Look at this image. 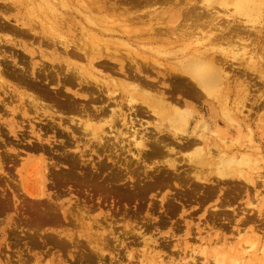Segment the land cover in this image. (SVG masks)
<instances>
[{
    "label": "rangeland",
    "instance_id": "obj_1",
    "mask_svg": "<svg viewBox=\"0 0 264 264\" xmlns=\"http://www.w3.org/2000/svg\"><path fill=\"white\" fill-rule=\"evenodd\" d=\"M64 1L65 0H0V163L2 162L0 164V190H3V192L5 193V200H1L3 203L0 206V264H264V138H262L261 136V133H263L262 131H264V79L262 80V77L264 78V55L262 56V58H260L264 53V50L262 48L264 44V0H215V4L213 5L212 2V5H210L212 6V10L211 8H209L210 6L208 7L209 11H218V13L216 14L220 17L218 22L222 21V23H225V25H227V28L223 31L224 33L230 28L225 34H222L223 32L221 33L220 39L222 41L219 40V38L217 39L222 43L217 42V40H213V42L215 43L213 44L215 46L214 49L216 50V52L225 49L226 45L228 44V48L226 49L229 55L230 52L236 53L234 56L235 59H233L232 61L229 60V62L232 63V66L228 67L226 70L229 77L227 80H229V82L226 81L225 84L226 86H229H227V89L224 92L226 97H228V100L226 101L227 103H224V105L228 108V110H233L235 115L240 117V119H246L245 121L250 123L254 131V141L251 143L249 142L248 132L242 125L240 127V130L238 131L230 127L228 130L231 131H229L228 134H225V132L223 131L226 130V126L222 121H218V124L216 125L217 127H215L213 123L204 124V122L202 124V117L205 121H209L210 117L212 116L216 117L214 112L215 110L211 109L210 104H208L211 100L204 96L196 99L189 95L188 92L183 89L182 85L177 82L178 80H175L174 75L176 74H174L172 72V69L168 66L169 63L173 64L174 66H179V62L177 61L183 59V56H186L191 52L188 49L187 51L184 50V53L182 51L180 53L179 51H177V49L178 46H183L186 42L192 41V35L194 34V31L201 36V34L205 33L207 31L206 29L209 28L206 24L207 22H210L208 23L209 26L211 24L214 25L213 23H217V19H215L216 22L213 23L211 21L214 19H209L208 21H206L208 19L207 17H209V15H207V8L198 6L199 3L200 5H202V3L206 4L204 3V0H187L188 2L186 0H157L156 2H154L156 5L154 3H151V5L154 4L153 6L149 5L150 3H146L144 0H110V2L109 0H96V4L95 0ZM196 2H198V4ZM110 3L112 5L114 4V6H112ZM192 3L194 6L191 5ZM104 4H107L108 6ZM145 5H147V8L145 7ZM240 5L244 6V8L246 9V14L240 13L242 12V10H239V12H237V6ZM90 6L91 9H89ZM111 6L112 9H110ZM123 6L125 10L124 8H121ZM182 6H184L186 10L184 7L183 9ZM97 7L99 10L97 9ZM141 7H145L143 8L144 10H142ZM84 8H86V10ZM165 8L166 10H163ZM178 8L180 10L179 16H177V11H179ZM87 9H89L90 11L92 10V13ZM94 9H96L98 12L94 11ZM146 9H148V11H152L149 12L151 13L150 16ZM198 9L202 10L201 12L203 13L196 19V17L193 15L195 11H198ZM204 9H206V11ZM157 10H159L160 13H158ZM181 10L186 12H183ZM153 12L157 13V17L159 15L160 17H164L165 20L162 18L164 20H162L164 22L163 24L160 20L161 18L159 17L158 19L161 22H159V20L155 21V23H161V25H163L164 27L160 26V24H155L153 21L151 23V20H153L154 18L157 19V17H154L156 15ZM147 13L148 16L146 15ZM92 14H94L95 16ZM161 14H163L164 16H161ZM165 14H167L166 18ZM191 15L196 20L191 18ZM129 16L131 17L130 20H128L130 18ZM230 16L235 17V21L230 20ZM200 17H205L204 19L206 20ZM137 18L139 19L138 21L135 20ZM146 18L151 19L148 21ZM186 18L190 22H188ZM190 18L193 19V22H191ZM144 21H146V23L149 22L148 26L146 23H143ZM177 21L179 23L181 21L182 22L179 24ZM202 21L204 22V24H202ZM240 21L242 22V24ZM134 22H136V24ZM186 22H188L189 25L188 23L186 24ZM220 22L217 24H222ZM234 22H236V25L233 24ZM237 22L240 24H238ZM124 23H128L127 25L129 26L125 25ZM166 23L167 25H172V28H170V26H165ZM196 23H198V27L200 28L195 26ZM243 23H247L246 25L248 29H246V25H244ZM130 24L134 26L131 27L132 25L130 26ZM137 24L139 25L137 26ZM178 24L182 27H179ZM109 26L113 28H110ZM115 26H119L117 30H115ZM154 26L156 27L152 28ZM204 26H207V28L203 30L205 32L201 31ZM238 26L242 28H239ZM184 27L186 29V32L183 29ZM196 27L198 29H196ZM104 28H107V30H104ZM120 28L122 30L121 33L123 32V34L126 35L119 33ZM210 28H212V26H210ZM154 29L155 32L157 31L156 33L152 32V30ZM189 29H191V31ZM195 29L197 31L201 29L199 30L201 32H197ZM26 30H28V32ZM127 30L130 31L128 32ZM104 31H109V34ZM138 31L139 33H136ZM189 31L193 32L190 33ZM250 31L253 32L249 33ZM134 32L135 35H133ZM150 32L152 33L150 34ZM167 32H169V34ZM235 32L237 35L239 33L241 35L239 34L238 36H235ZM165 33L167 34V36ZM53 34H55V36ZM198 34L195 35L198 36ZM245 34L248 37L251 34V36L249 37L251 39H247L248 37L245 36ZM148 35H154L155 37L149 38ZM51 36L54 40L57 41L63 39L62 41H67L70 44L74 43L77 46L80 45V48L83 46L82 49H84L85 54L82 55L83 53L81 52L80 54L79 51H74V53L72 51H68L65 52L67 53L65 54L60 51L62 49L59 47H57V49L54 51L52 48H49L48 46L50 45H47V43L45 42L46 39H50ZM144 36H146V39ZM228 36L230 37L226 39V37ZM240 36L241 38H239ZM244 36L245 38H243ZM137 37L142 38L138 39ZM230 38H235L233 39L235 41H232V44L233 42H236V39L239 43V40H245L240 44L238 43L236 46V43L231 46L230 41L229 43L227 41ZM248 40L250 42H247ZM174 41L177 42L175 43ZM179 41L180 44H178ZM201 41L202 39H200V42ZM150 42H152V44ZM205 42L208 41H206V39H203V43ZM243 42L245 43L244 46H246V48H244ZM80 43H82L83 45ZM162 43L165 45H172L173 43L175 44L168 47L165 46V48H163L164 45L162 46ZM74 44H72V46ZM223 44L225 47H223ZM149 45L152 46L149 47ZM157 45L161 46L157 47ZM247 45L250 46L247 47ZM86 46L87 48H85ZM93 46L94 48H92ZM123 46H127L130 51L127 49V47ZM129 46H131V48H129ZM161 47L162 49H160ZM231 47H235V49H232ZM89 48L91 50H97L99 48V51H90ZM133 49L136 51H134ZM85 50H87L88 52ZM152 50H156L155 52H158L159 55ZM168 50L170 52H168L167 55L166 51ZM113 51H115L116 54H114ZM137 51L139 53H136ZM172 51L174 53L178 52L176 53L177 55L172 54ZM49 52H53V55L55 57L59 56L61 58L58 57L59 59L51 63L46 57L50 56ZM141 52L142 54L146 53L145 58L147 56V66H152L155 70L153 68H148L146 70L144 69L142 73H145L143 74V76H140V78L143 79L145 75L154 78V85L152 86L153 89L163 90V92L169 94V100L171 98H175V96L177 95H179V97L183 96V98H186L184 100L186 106L187 104H189L191 105V107H193V109L197 108L198 111L194 110L196 113L193 112V116L190 119L189 125L187 126L185 124L188 135L197 130L196 133H194V136H197V134L203 132L204 129L205 131H207L206 135L208 134L211 139L215 138L218 142V136L216 135H221V137H223V140H225V144H227L229 140H236V144L241 146H236L235 148L232 147L233 150H240L242 152L247 151L257 154L251 157V161L248 164L243 165L244 171L246 173L257 176L259 178V182L255 185L256 187H252L246 184L247 188H245L246 185L242 180L241 182L239 180L220 182L213 174L210 175V178L212 181L217 183L216 185L201 184L193 180V176L191 177V175L193 174L194 170L192 171V168H190L188 163L182 159V157H184L185 151H190V149L185 148V151L184 149H181L179 152H176V154H169V152L165 150L166 147H170L171 145L174 148L179 149L178 147H175L174 144L170 143L169 138L166 140L168 141V143L166 144L167 146H163V151H160L159 148L156 149V145L152 144L154 143L152 142L147 143V148L145 149V151L142 150L141 153H137L138 151L132 146V142H130L129 137L127 138L126 136H123L122 142H117L113 137L110 136L108 137V139H110L109 142H111L112 144L110 143L108 145L109 148L107 147L103 151L104 148L102 149L103 146L101 145V143L99 144L98 142H96L97 140L91 139L89 137V133L83 134L84 132H81V128L80 130H78L79 125L77 126L69 124L70 122L67 119L69 117L67 115L70 112H63V114L59 113L63 116V122H60L59 116L55 114L50 108L47 107L48 109L46 111L48 113L50 112L51 114L53 113L52 117L47 116V114V117L45 115V117H42L41 113L40 115L35 113L31 105L29 104L30 98L32 99V97L30 96L39 97L41 95L42 98L39 97L37 101L40 104H44L47 106L51 102L49 100L50 97L54 100L56 99L55 101H61V97H66V99L68 100L67 97H70L71 99H74V101L72 100L74 103L77 102L79 104H88L87 101L80 99L77 96H72L71 94L75 89H78L79 84L64 83L62 80V75H64L63 73L65 72V67L70 69L71 71H76V69L80 70L84 66L82 68L83 72H85V70L87 69L89 71H94L95 74H93L97 75V77L100 78V82L101 79L106 81V83L104 84L106 85V89L108 92H113L116 90L120 91V93H124L120 94L119 97L118 95L114 96V99L119 100L120 104L118 105V107L125 111V113H128L129 111L126 109L127 106L124 104V102L126 103L124 99L127 100L128 93L124 92L123 90L126 91L127 89L124 88H129L125 84H130V82H135L136 80L134 81L132 77L124 78V75L122 76V73L119 72L120 63L111 62L110 58L107 57V55H115L117 59L121 60L123 63L122 69L128 73V68H134V62H136V64L138 63L140 68H142L141 63L146 62H144L145 59H142L143 61H141V58L144 57V54L140 55ZM124 53H127V55H125ZM133 53L135 55H133ZM63 54H65L68 58L70 57L68 61L64 60L65 55L63 56ZM87 54H90V58H93L94 56H96L97 58L94 61L90 62V58L88 59ZM163 54H165L166 56L164 55L163 57ZM217 54L218 53H216V55ZM129 55L133 56L134 58L130 57ZM137 55H140V58L136 57ZM172 55L174 57H172ZM83 56L85 58H83ZM102 57L105 58L103 59ZM150 57L152 58L150 59ZM106 58L107 60H109L108 62ZM153 58H155L153 60L154 63H152ZM172 59L175 60L173 61ZM128 61L129 64H127ZM158 61L162 62L165 67H162L163 65ZM103 62H107V64L110 65V69L103 67ZM252 62H255L256 66L253 65ZM76 63L78 65H75ZM90 63L97 68H103V72L95 71V67H92ZM73 65H75L76 68ZM244 65L246 66V68L243 67ZM247 65L249 66V68L251 67L252 70L254 69L253 73H251V68L248 70ZM156 66L160 68H157ZM116 67L117 69H115ZM161 67L163 69L165 68L164 72ZM171 67L174 68L172 65ZM71 68L75 69L72 70ZM63 69L64 71H61ZM168 69H170L171 72H168ZM113 70L116 72H114ZM160 72H163L164 74H171L168 77L163 78ZM256 73L258 74V76H260L258 77ZM261 74L263 76H261ZM258 79L261 81H259ZM160 80H163L165 83L162 84L161 82H159ZM112 81H114V84H112ZM117 81H120L121 84ZM64 85H67L69 88L66 89ZM244 85L246 87L248 85V87L246 88L244 87ZM114 87L116 88L114 89ZM241 89L248 90L247 94L245 90L243 92V90ZM260 90L261 92L258 93V91ZM34 91L36 93H34ZM38 91L42 94L39 95L40 93ZM78 92L81 93L82 91L79 90ZM94 92L98 93V90H94ZM251 92H253L254 94ZM37 94L39 96H37ZM44 94L46 95L44 96ZM239 94H241L242 96H240ZM258 94L260 96H257ZM250 95H253L252 98ZM43 96H47V99H43ZM55 96H59L58 99L55 98ZM239 98H241L240 103L238 100ZM256 99L259 101H257ZM236 100L238 101L237 103H239V105L236 102H233ZM249 100H251L250 103ZM95 103L99 102L96 101ZM215 103L216 101L213 100L212 104H214L215 108L217 109L218 104ZM106 104L107 108H109L108 106L113 107L116 105H113V102ZM240 104L244 106H241ZM233 106H236L237 109L236 107L234 109ZM39 107L40 106L38 105V111ZM137 113V117L140 118V120H136L137 126H135L139 127L138 122L142 120L143 122H141L145 125V127H139L141 135L152 138L156 133H158L153 122L154 117L148 114H141L139 112ZM133 114L134 113H132L131 117H134ZM56 115L58 119L56 118ZM249 117H251V120ZM75 120L74 122H77ZM104 128V132L109 131L108 126L106 127V125H104L102 129ZM115 128L120 129L122 127L120 126L119 128V124H117ZM261 128L263 130H261ZM122 129V131L124 132V128ZM35 134L39 135V139L35 137ZM155 136H161V134H156ZM100 137H103L102 133ZM35 145L36 148H34ZM255 147L256 149L258 147L259 150L254 149ZM149 148H153L154 151H148ZM100 153L102 156L104 155V153L109 154H105L104 159H101ZM133 153L136 157L132 156ZM258 155H260L262 159L260 158L257 160ZM107 156H109L110 158L109 161ZM163 158L167 159L164 160ZM171 158H175L177 162H180L182 164L178 165L180 176L187 174L190 175L188 176V178H186V181L182 178V182H184L182 183L180 181L179 183L182 184L183 187H185L186 184L189 183L191 190L188 191L185 188L183 191H181L177 189L174 185L176 183L175 178H172V174L174 173L175 175L176 173L172 172L171 174V169H168L170 175H168L167 171L165 172V170H167L165 163ZM140 159H144L145 163H149V165L151 164L155 169H161L160 171L164 172L162 174L157 171L159 173L158 175L162 174V176L160 175L161 178L157 181L159 182L158 186L154 185L153 187L146 189L149 178L147 179L148 182L145 181V178L153 176L157 172L153 170L154 172L146 171L147 173H144V163H142L143 161H141ZM100 160H102L103 162ZM98 161L102 163L106 162V167L104 169L106 170V173L113 172V174H119L118 180L112 181L117 184L113 185L114 189L111 187L112 190H109L110 197L109 194L106 195L103 190L94 195V197L96 198H90V196H88L91 191H87L88 194L84 192L86 190L84 188L86 184H92L94 181V179L89 180V177L92 174H96L92 172L97 166L95 165V162L96 164H98ZM68 167L72 169L73 176L71 175V177L77 179V184H74L75 180L73 178L70 179V176H68L69 179L66 180L70 181L67 182L65 180L66 183L62 184L59 189H57V186V188H54L55 186H53V178L50 174L55 173L54 171H56L61 175V177H64L66 176V174L63 173L65 171V173H67V170L69 171ZM185 167H188V169H183ZM195 167L197 168V166ZM202 170L204 171L207 169H205L204 167V169ZM188 171L192 173H185ZM61 172H63L62 174L64 176L61 174ZM205 172L206 171H204V174H206ZM151 173L154 174L152 175ZM40 174L43 175V178L40 176ZM163 176L164 178H162ZM165 176L167 177L165 178ZM65 178H67V176ZM156 178L157 177H155V179ZM72 180H74V183L71 182ZM82 180L87 183L84 182V184H82ZM144 181L147 184L143 183ZM133 182L135 183V188H133ZM143 184L146 186H144ZM240 185H244L245 187H241ZM33 186L35 187L34 189H36L37 187H42L44 192L48 193L51 196L52 201L54 199L55 203L57 201L58 206L62 205L64 209L69 208L72 212L78 214L77 216H81V213H83L84 215H82V218L84 219L85 223L90 224V228H81L77 222H72L73 224H71L70 222L74 221V219L66 216V219L61 221L63 223L58 226H49L45 224L43 225V227L41 226L40 229L34 231L27 230V224H25V222H21L20 220L22 209L19 210L16 207H21L24 205V208L28 203H30L31 198L28 197L24 189H33ZM218 187H225L227 189L218 191ZM175 191L177 192V194L174 195ZM201 191L203 194H206V196L199 195ZM100 193H103V195L100 196ZM111 193L114 195H112ZM229 195L232 196L230 197ZM97 197L99 198L97 199ZM221 197H228L230 198V201L224 202ZM136 198L138 199V201ZM86 200L89 202H87ZM198 200L199 203H197ZM123 202H126V205H122ZM99 203L101 204V206H99ZM113 203L116 205V207ZM222 203L224 205H228L229 209L226 208L222 211L212 212L214 211L211 208L212 205L213 207L214 205L216 207H223L224 205ZM230 206L233 209L230 208ZM77 212H79L80 214ZM242 217L245 220H242ZM125 224L127 228L124 227ZM129 227H131L132 231H130L131 229ZM62 230L68 233H72V236L75 237V244L72 242H68L69 245H59L54 243L52 245L51 242L47 240L46 234L49 237L56 235L58 231L61 232ZM75 231L77 232V236L79 232L87 233L89 237H92L91 240H93V237L98 238L102 236V238L104 239V244L98 241L97 245L98 247H101L103 253L98 254V252L95 251L96 248L94 243H91L92 245H89L90 243L87 242L88 240L87 238L85 239L84 236V238H77L78 241H76L77 236ZM79 239L82 240L81 243ZM92 247H94V249ZM87 255H89L90 258L87 257Z\"/></svg>",
    "mask_w": 264,
    "mask_h": 264
},
{
    "label": "bare ground",
    "instance_id": "obj_2",
    "mask_svg": "<svg viewBox=\"0 0 264 264\" xmlns=\"http://www.w3.org/2000/svg\"><path fill=\"white\" fill-rule=\"evenodd\" d=\"M79 1V0H78ZM94 1V0H93ZM108 1V0H107ZM146 3L147 2H149L148 4L149 5H151V3H154V2H156L157 0H144ZM168 1V0H167ZM187 1V0H186ZM196 1V0H195ZM205 2L204 3H206V4H203L202 3V5H200V3H199V7L200 6H202L203 8H207V15H209V17H207L208 19L206 20V19H204L205 17H200V18H202V19H204V20H206V21H208L209 19H214V20H212L211 22L213 23V22H216L215 21V19H217V23H219L218 22V20H219V16L218 15H216L217 13H218V11H215L214 9V11H209L208 9L209 8H211V10H212V6H210V5H212V2H213V5L215 4V0L213 1V0H204ZM243 1H245V0H243ZM64 2H66V0L64 1ZM76 2V1H75ZM109 2H110V0H109ZM120 2V1H119ZM185 2V1H184ZM183 2V3H184ZM188 2V1H187ZM87 3V2H86ZM97 2H96V0H95V4H96ZM159 3V2H158ZM167 3V2H166ZM173 3V2H172ZM197 4H198V2H196ZM65 4V3H64ZM94 4V3H93ZM94 4V5H95ZM111 4V3H110ZM155 4V3H154ZM153 4V5H154ZM165 4V3H164ZM94 5H93V8H94ZM98 5V4H97ZM104 5H107V4H104ZM112 5V4H111ZM116 5V4H115ZM132 5V4H131ZM148 5V6H149ZM153 5H151V6H153ZM156 5V4H155ZM167 5V4H166ZM187 5V4H186ZM185 5V6H186ZM192 6H194L193 5V3L191 4ZM205 5V6H204ZM108 6V5H107ZM112 6H114V4L112 5ZM112 6H111V8L110 9H112ZM117 6V5H116ZM119 6H121V5H119ZM128 6V5H127ZM147 5H145V7H146ZM188 6V5H187ZM210 6V7H209ZM80 7V6H79ZM118 7V6H117ZM129 7V6H128ZM145 7H141L142 8V10H144L143 8H145ZM158 7V6H157ZM166 7V6H165ZM179 7V6H178ZM184 6H182V8H183ZM209 7V8H208ZM89 8V7H88ZM105 8V7H104ZM121 8H124V6L123 7H121ZM147 8V7H146ZM152 8V7H151ZM160 8V7H159ZM180 8H181V5H180ZM185 8V7H184ZM183 8V9H184ZM202 8V9H203ZM85 10H86V8H84ZM89 9H91V6H90V8ZM89 9H87V10H89ZM97 9H98V7H97ZM108 9V8H107ZM114 9V8H113ZM130 9V8H129ZM136 9V8H135ZM135 9H134V11H135ZM138 9V8H137ZM150 9V8H149ZM155 9V8H154ZM153 9V10H154ZM193 9V8H192ZM201 9V8H200ZM238 9V10H237ZM237 12H239V10H242V12H240V13H242V14H246V9L244 8V6L243 5H240V6H237ZM77 10V9H76ZM99 10V9H98ZM117 10V9H116ZM121 10H123V9H121ZM124 10H125V8H124ZM131 10V9H130ZM147 11H148V9H146ZM161 10V9H160ZM163 10H166V8L165 9H163ZM178 10H179V8H178ZM185 10H186V8H185ZM191 10V9H190ZM196 10V9H195ZM205 11H206V9H204ZM217 10V9H216ZM90 11V10H89ZM92 11V10H91ZM90 11V12H91ZM94 11H97L96 9H94ZM132 11V10H131ZM139 11V10H138ZM181 11H183V10H181ZM194 11V10H193ZM202 10H199L198 9V11H195L194 12V15L193 16H195L196 17V19L200 16V15H202V13L203 12H201ZM98 12V11H97ZM97 12H96V15H97ZM100 12V11H99ZM103 12V11H102ZM122 12V11H121ZM120 12V13H121ZM145 12V11H144ZM144 12H143V14H144ZM149 12H152V11H148V13ZM157 12L158 13H160L159 12V10H157ZM178 13H177V16H179V13H180V10L179 11H177ZM183 12H186V11H183ZM189 12V11H188ZM92 13V12H91ZM94 13V12H93ZM146 13V12H145ZM148 13L146 14L147 16H148ZM153 13H155V12H153ZM138 14H140V13H138ZM142 14V13H141ZM205 14V13H204ZM92 15H94V14H92ZM151 15V13H149V16ZM155 15L156 16H154V17H157V13H155ZM163 14H161V16H162ZM167 14H165V18L167 17L166 16ZM187 15V14H186ZM95 16V15H94ZM133 16V15H132ZM145 16V15H144ZM153 16V15H152ZM164 16V15H163ZM192 16V15H191ZM193 16L191 17V18H193ZM108 17V16H107ZM117 17V16H116ZM115 17V18H116ZM118 17H120V16H118ZM130 17V16H129ZM135 17V16H134ZM159 18H161L160 20L162 21L163 19H164V17H160V15L158 16ZM158 17H157V19L156 18H154V19H156V20H154L153 18V20H151V23H152V21L155 23V21H158L159 19H158ZM186 17V16H185ZM226 17H229V16H226ZM231 17V16H230ZM114 18V19H115ZM123 18H124V16H123ZM163 18V19H162ZM182 18V17H181ZM180 18V19H181ZM188 18V17H187ZM187 18H186V20H187ZM190 18V19H191ZM199 18V19H200ZM234 18L235 17H231V19L230 20H234ZM127 19V18H126ZM131 19V17L128 19V20H130ZM147 19V18H146ZM151 19V18H150ZM149 18L147 19L148 21L150 20ZM184 19V18H183ZM189 19V20H190ZM194 19V18H193ZM193 19H191V22H193L192 20ZM196 19H194V20H196ZM201 19V20H202ZM226 19H228V18H226ZM89 20V19H88ZM121 20V19H120ZM125 20V19H124ZM135 20H139L138 18L137 19H135ZM159 20V22H161ZM165 20V19H164ZM163 20V21H164ZM178 20V19H177ZM221 20V19H220ZM229 20V21H230ZM110 21H111V19H110ZM147 21V22H148ZM162 21V24L164 23ZM188 21V20H187ZM235 21V20H234ZM248 21V20H247ZM49 22V21H48ZM93 22V21H92ZM109 22V21H108ZM142 22V21H141ZM166 22V21H165ZM178 22V21H177ZM182 22V21H181ZM180 22V23H181ZM184 22V21H183ZM188 22H190V21H188ZM188 22H186V24L188 23ZM203 22V21H202ZM225 22H226V20H225ZM228 22V21H227ZM233 22V21H232ZM239 22V21H238ZM237 22V23H238ZM241 22V21H240ZM50 23V22H49ZM118 23V22H117ZM135 24H136V22H134ZM133 23V24H134ZM140 23V22H139ZM143 23H146V21H144ZM174 23V22H173ZM179 23V22H178ZM179 23V24H180ZM208 23H210V22H207L206 24L208 25V29H206L207 31L205 32V31H203V30H205V28H207V26L205 27L204 26V28L201 30V29H199V30H201V31H203V32H205V33H203V34H201V36L198 34V33H196L195 31H194V34L192 35L193 36V39H192V41L191 42H186L183 46H178V49H177V51H179L180 53H181V51L183 52L184 50L185 51H187L188 49L191 51L189 54H187L186 56H183V59H181V60H178L177 62H179V66L177 65V66H174L173 64H170L169 63V67L172 69V72L174 73V74H176V75H174V78H175V80H178L177 82L178 83H180L181 85H182V87H183V89H185L187 92H188V94L189 95H191L192 97H194V98H196V99H199V98H201L202 96H204V97H206V98H208V99H210L211 101H209V103L208 104H210V108L211 109H213V110H215L214 112H215V115H216V117H214V116H212V117H210V119H209V121H205L204 120V118L202 117V120H203V122H202V124L204 123V124H210V123H213L214 124V126L215 127H217L216 125L218 124V121H222V122H224L225 123V126H226V130H224L223 132H225V134H228L229 133V131H231V130H228L230 127H232V128H234V130H240V127H241V125L242 126H244L245 127V129L247 130V132H248V136H249V142L251 143V142H253L254 141V138H253V136H254V131H253V128L251 127V125H250V123L249 122H247V121H245L246 119H243V118H241L240 119V117H238V116H236L235 115V113H234V111L232 112L230 109L228 110V108L224 105V103H227L226 101L228 100L227 98L228 97H226V95H225V90L227 89V86H229V85H227L226 86V81H228L229 82V80H227L229 77H228V74H227V72H226V70H227V68L228 67H231L232 66V63L231 62H229V60H233V59H235L234 58V56H235V54L236 53H234V52H230V55H229V53L227 52V49L226 48H228L227 47V45H226V50L225 49H223L222 47V49L223 50H219V52H216V50L214 49L215 48V46H214V42H213V40H217L218 38H219V40H221L220 39V35H221V33L227 28V25H225V23H222V21L220 22V23H222V24H217V23H213L214 25H210V26H212V28H210V26H209V24ZM112 24V23H111ZM125 24V23H124ZM128 23H126L125 25H127ZM142 24V23H141ZM141 24H140V26H141ZM147 24V26H148V24H149V22L148 23H146ZM155 24H157V22L155 23ZM160 24V26H163V25H161V23H158L157 25H159ZM172 24V23H171ZM179 24H178V26H179ZM186 24H185V26H186ZM191 24H193V23H191ZM200 24V23H199ZM202 24H204V22L202 23ZM205 24V25H206ZM227 24H229V23H227ZM233 24H235L236 25V22H234ZM238 24H240V23H238ZM241 24H242V22H241ZM244 24V23H243ZM247 24V23H246ZM246 24H244V25H246ZM34 25V24H33ZM102 25V24H101ZM132 24H130V26H131ZM139 24H137V26H138ZM151 25H153V24H151ZM165 25V24H164ZM188 25H189V23H188ZM188 25H187V28H188ZM201 25V24H200ZM222 25V26H221ZM225 25V26H224ZM249 25V24H248ZM5 26V25H4ZM97 26H99V25H97ZM104 26V25H103ZM102 26V27H103ZM127 26H129V25H127ZM134 25H132L131 27H133ZM136 26V25H135ZM139 26V27H140ZM144 26H145V24H144ZM165 26H170L169 24L167 25V23H166V25ZM172 26V25H171ZM170 26V28H172ZM174 26V25H173ZM191 26V25H190ZM195 26H197L198 27V23H196L195 24ZM194 26V27H195ZM202 26V25H201ZM231 26V25H230ZM229 26V27H230ZM242 26V25H241ZM8 27V26H7ZM35 27V26H34ZM105 27V26H104ZM108 27V26H107ZM110 27V26H109ZM116 27V26H115ZM119 27V26H118ZM118 27H116L115 28V30H117V28ZM142 27V26H141ZM150 27V26H149ZM156 26H154V27H152V28H155ZM158 27V26H157ZM164 27V26H163ZM179 27H182V26H179ZM192 27V26H191ZM190 27V28H191ZM196 27V29H198V28H200V27H198L197 28ZM233 27H234V25H233ZM239 28H242V27H240V26H238ZM17 28V27H16ZM110 28H113V27H110ZM159 28V27H158ZM158 28H156V29H158ZM161 28V27H160ZM202 28V27H201ZM12 29H13V27H12ZM74 29V28H73ZM128 29H131V28H128ZM133 29H135V28H133ZM137 29V28H136ZM142 29H143V27H142ZM146 29V28H145ZM144 29V30H145ZM165 29V28H164ZM163 29V30H164ZM168 29H169V27H168ZM167 29V30H168ZM184 29V31L186 30L185 29V27L183 28ZM195 29V30H196ZM230 29V28H229ZM228 29V30H229ZM236 29V28H235ZM244 29H245V27H244ZM246 29H248L247 28V25H246ZM250 29V28H249ZM254 29V28H253ZM75 30V29H74ZM101 30V29H100ZM104 30H107V28H104ZM163 30H161V31H163ZM166 30V29H165ZM173 30V29H172ZM178 30V29H177ZM176 30V31H177ZM190 31H191V29H189ZM197 31V32H201V31ZM227 30V31H228ZM233 30V29H232ZM243 30V29H242ZM251 30H252V28H251ZM255 30V29H254ZM253 30V31H254ZM16 31V30H15ZM27 32H28V30H26ZM102 31H103V28H102ZM113 31V30H112ZM121 28H120V34H123V32L121 33ZM128 31V30H127ZM130 31V30H129ZM128 31V32H129ZM149 31V30H148ZM151 31V30H150ZM183 31V30H182ZM189 31V32H190ZM227 31H225V33L227 32ZM235 31V30H234ZM237 31V30H236ZM247 31H249V30H247ZM253 31H250L249 33H251V32H253ZM22 32V31H21ZM104 32H107V31H104ZM109 32V31H108ZM107 32V33H108ZM111 32V31H110ZM127 32V33H128ZM133 32V31H132ZM143 32V31H142ZM152 32L154 33L155 32V29L154 30H152ZM152 32H150V34L152 33ZM157 32V31H156ZM155 32V33H156ZM165 32V31H164ZM186 32V31H185ZM193 32V31H192ZM192 32H190V33H192ZM231 32V31H230ZM238 32H240V31H238ZM243 32V31H242ZM241 32V33H242ZM24 33V32H23ZM26 33V32H25ZM116 33V32H115ZM118 33V34H119ZM131 33V32H130ZM136 33H139V31L138 32H136ZM140 33H141V31H140ZM145 33H146V31H145ZM144 33V34H145ZM148 33V32H147ZM168 34H169V32H167ZM182 33H184V32H182ZM181 33V34H182ZM224 32L222 33V34H225ZM248 33V34H249ZM109 34V33H108ZM113 34V33H112ZM117 34V33H116ZM162 34H164V33H162ZM166 34V33H165ZM175 34V33H174ZM195 34H198V36H196ZM240 34V33H239ZM238 34V35H239ZM54 36H55V34H53ZM123 35H126V34H123ZM127 35H130V34H127ZM132 35V34H131ZM133 35H135V32L133 33ZM159 35V34H158ZM161 35V34H160ZM186 35V34H185ZM190 35V34H189ZM188 35V36H189ZM227 35H230V34H227ZM237 34H236V32H235V36H238ZM241 35V34H240ZM244 35V34H243ZM242 35V36H243ZM141 36V35H140ZM149 36V38L150 37H155L154 35H152V36H150V35H148ZM166 36H167V34H166ZM181 36V35H180ZM223 36V35H222ZM234 36V35H233ZM234 36V37H235ZM245 36H247L246 34H245ZM245 36L243 37V38H245ZM250 36H251V34H250ZM249 36V37H250ZM145 37V39H146V36H144ZM143 37V38H144ZM172 37V36H171ZM230 36H228V37H226V39H228ZM248 37V36H247ZM246 37V38H247ZM247 38V39H251V38ZM136 38V37H135ZM134 38V39H135ZM138 38V37H137ZM140 38H142V37H139L138 39H140ZM148 38V39H149ZM151 38V39H152ZM223 38V37H222ZM238 38V37H237ZM239 38H241V36L239 37ZM145 39H143V40H145ZM200 39H202V41L200 42ZM203 39L205 40L206 39V41H208V42H205V43H203ZM231 39V38H230ZM227 40L228 41V43H229V41H230V43H231V46L232 45H234V43H236L235 44V46L239 43V42H237V39H236V42H233V44H232V41H235V40H233V39H235V38H233V39H231V40ZM257 39V38H256ZM259 39V38H258ZM63 40V39H62ZM62 40H60V41H57V40H54L53 38H52V36H51V38L49 39V38H47L46 39V43H47V45H50V46H48L49 48H52L54 51L57 49V47H59V48H61L62 50H60V51H62L63 53H65V52H68V51H72L73 53H74V51H76V52H78L79 51V53L81 54V52L83 53L82 55H84L85 54V52H84V49H82V47L80 48L79 46L80 45H75L74 43H72V44H74L73 46H72V44H70V43H68L67 41H62ZM119 40V39H118ZM117 40V41H118ZM173 40V39H172ZM219 40H217V42H219ZM245 40V39H244ZM243 39H241V40H239L240 41V43L242 42V41H244ZM86 41V40H85ZM84 41V42H85ZM129 41V40H128ZM141 41V40H140ZM197 41V42H196ZM222 41V40H221ZM252 41H254V40H252ZM251 41V42H252ZM264 41V40H263ZM40 42V41H39ZM80 42H82V41H80ZM83 42V43H84ZM121 42V41H120ZM175 42V41H174ZM177 42V41H176ZM175 42V43H176ZM216 42V43H217ZM223 42V43H224ZM247 42H250L249 40L247 41ZM41 43V42H40ZM40 43H39V46H40ZM94 43V42H93ZM119 43V42H118ZM151 44H152V42H150ZM171 43V42H170ZM175 43H173V44H175ZM182 43V42H181ZM214 43V44H213ZM219 43H222V42H219ZM224 43V44H225ZM239 43V44H240ZM244 43V42H243ZM242 43V44H243ZM254 43V42H253ZM76 44H78V43H76ZM80 44H82V43H80ZM86 44V43H85ZM88 44V43H87ZM125 44V43H124ZM128 44H130V43H128ZM135 44V43H134ZM139 44V43H138ZM144 44V43H143ZM147 44V43H146ZM155 44V43H154ZM172 44V45H173ZM178 44H180V41H179V43ZM224 44H223V47H225L224 46ZM247 44V43H246ZM249 44V43H248ZM252 44V43H251ZM83 45V44H82ZM91 45V44H90ZM90 45H89V47H90ZM121 45V44H120ZM162 46L164 45V47L163 48H165V46L166 47H168V46H172L171 44H169V45H165V44H161ZM160 45V46H161ZM192 45V46H191ZM245 45V43L243 44V46ZM95 46V45H94ZM94 46L92 47V48H94ZM140 46H142V45H140ZM144 46H147V45H144ZM152 46V45H151ZM150 45H149V47H151ZM159 45H157V47H160ZM222 46V45H221ZM230 46V45H229ZM248 46H250V45H247V47ZM123 47H127V46H123ZM217 47V46H216ZM219 47H220V44H219ZM239 47H240V45H239ZM85 48H87V46L85 47ZM129 48H131V46H129ZM133 48V47H132ZM145 48V47H144ZM232 49H235V47L233 48V47H231ZM243 48V47H242ZM241 48V49H242ZM244 48H246V46H244ZM243 48V49H244ZM256 48V47H255ZM262 48H263V50H264V44H263V46H262ZM261 48V49H262ZM90 49V48H89ZM127 49H128V47H127ZM136 49V48H135ZM159 49V48H158ZM160 49H162V47L160 48ZM167 49V48H166ZM175 49V50H176ZM238 49V48H237ZM259 49V48H258ZM93 51H99V48L97 49V50H94V49H92ZM91 49H90V51H92ZM112 50V49H111ZM129 50V49H128ZM127 50V51H128ZM134 50V49H133ZM248 50V49H247ZM85 51H87V50H85ZM120 51H122V50H120ZM130 51V50H129ZM132 51V50H131ZM134 51H136V50H134ZM151 51V50H150ZM152 51H154V50H152ZM156 51V50H155ZM154 51V52H155ZM158 51V50H157ZM159 51H161V50H159ZM174 51V50H173ZM172 51V54H176V53H178V52H176V53H174ZM242 51V50H241ZM249 51V50H248ZM247 51V52H248ZM251 51V50H250ZM88 52V51H87ZM114 52V54H116L115 53V51H113ZM112 52V53H113ZM125 52V51H124ZM143 52V51H142ZM142 52H141V54L140 55H143L142 54ZM167 52V55H168V52H170L169 50L168 51H166ZM189 52V51H188ZM237 52V51H236ZM247 52H245V53H247ZM90 53V52H89ZM109 53V52H108ZM107 53V54H108ZM119 53V52H118ZM117 53V54H118ZM128 53V52H127ZM127 53H124L125 55H127ZM136 53H139L138 51L136 52ZM156 53V52H155ZM184 53V52H183ZM216 53H218L217 55H216ZM249 53V52H248ZM49 54H50V56H46L48 59H49V61L51 62V63H53L55 60H57V59H59V58H61V57H55L54 55H53V52H49ZM65 54H67V53H65ZM65 54H63V56L65 55ZM110 54V53H109ZM129 54V53H128ZM130 54H132V53H130ZM156 54H158L159 55V53L157 52ZM81 55V56H82ZM133 55H135L134 53H133ZM140 55H137L136 57H139ZM145 55H146V53L143 55L144 57L143 58H141V61H143L144 59V62L146 61V58H147V56H146V58H145ZM162 55V54H161ZM164 55L165 54H163V57H164ZM177 55V54H176ZM178 55H180V54H178ZM184 55V54H183ZM255 55V54H254ZM253 55V56H254ZM264 55V53L261 55V57L260 58H262V56ZM80 56V55H79ZM86 56V55H85ZM87 56H88V59L90 58L89 56H90V54H87ZM120 56H121V54H120ZM130 56V55H129ZM152 56V55H151ZM166 56V55H165ZM257 56H258V54H257ZM66 57V58H65ZM72 57V56H71ZM77 57V56H76ZM107 57H109L110 58V60H111V62H119L120 63V66H119V72L120 73H122V76L124 75V78H131L132 77V79L135 81V82H130V84H125L127 87H129V88H124V86H123V88L124 89H127L126 91L125 90H123L124 92H126V93H128V96H127V100L126 99H124L125 101H126V103L124 102V104L127 106V110L129 111L128 113H125V111H123L120 107H118V105L120 104L119 103V100H117V99H114V96H116V95H118V97H119V95L120 94H124V93H120V91H113V89H112V91L113 92H108L107 91V89H106V85L104 84V83H106V81L105 80H103V79H101V82H100V78H98L97 77V75H94L95 73H94V71H89L88 69L87 70H85V72H83V70H82V68L84 67H80L81 69L80 70H78V69H76V71L75 70H73V69H75L76 68V66L75 65H78L77 63L75 64V65H73L75 68H71L73 71H71L70 69H68V68H66L65 67V72L63 73L64 75H62V80H63V82L64 83H77V84H79V87H78V89L76 90H74L71 94H72V96H77L78 98H80V99H83V100H85V101H87L88 102V104H82V103H77V102H73L74 101V99H71L70 97H67L68 98V100L66 99V97H61L62 99H60L61 101H55L53 98H49V100L51 101H48V102H50V104H48V106L47 105H42V104H40L38 101H37V99L40 97V98H42V93H40L39 91V95H41V96H39L38 94H37V96H39V97H34V96H30V97H32V99L30 98V100H29V104L31 105V107L33 108V110H34V112L35 113H37V114H39L40 115V113H41V115H42V117L45 115L46 116V114H47V116H49V117H52V114L49 112H47L46 110L48 109V108H50L55 114H57L58 116H59V120H60V122H63L62 120H63V116L61 115V114H59V113H62L63 114V112H70L67 116L69 117V118H67L68 120H69V124L71 125V124H73V125H79L78 127H79V129L78 130H80V128H81V132L83 133V134H90V138L91 139H95V140H97L96 142H98L99 144L101 143V145L103 146H101L102 147V149H103V151L105 150V148H107L108 147V145L111 143V142H109V140L110 139H108V137H113L114 138V140H116L117 142L118 141H120V142H122V137L124 136H126L127 138L129 137L130 138V142H132L131 144H132V146L138 151L137 153H141V151L142 150H144L145 151V149L147 148V143H152V142H154V143H152V144H154V145H156V149H160V151H163L164 149H163V146L165 147V145L168 143V141H166L168 138L170 139V143H172V144H174V146L175 147H178L179 149H176V148H174L173 146H171L170 145V147H166L165 148V150L167 151V152H169V154L170 153H175L176 154V152H179L181 149H184V151H185V148H188V149H190V151L188 150L187 152L185 151V153H184V157H182V159L183 160H185L187 163H188V165L190 166V168H192V171H193V174L191 175V177H192V179L193 180H195V181H197V182H199V183H201V184H210V185H216L217 183L216 182H214V181H212L211 180V178H210V175L211 174H213V175H215L216 176V178H217V180L218 181H226V182H228V181H230V180H239L240 182H241V180L243 181V183H245V185L247 184V185H250V186H252V187H254L258 182H259V178L257 177V176H253V175H251V174H248V173H246L245 171H244V168H243V165H245V164H248L250 161H251V157L253 156V155H257V154H255V153H251V152H247V151H240V150H233L232 149V147H236V146H241V145H238V144H236L237 142H236V140H229V142L227 143V144H225V140H223V137H221V135H216V136H218V140H219V142L218 141H216V139L214 138V139H211L209 136H208V134L206 135V133H207V131H205L204 129H203V132H201V133H199V134H197V136H194V133H196V131L197 130H195V131H193L190 135H188L187 134V129H186V125L188 126L189 125V123H190V119L192 118V116H193V112H195L194 110H196V111H198L197 110V108L196 109H193V107H191V105H189V104H187V106H186V104L184 103V100L186 99V98H183V96H180L179 97V95H177V96H175V98H171L170 100H169V94H167L166 92H163V90H158V89H153L152 88V86L154 85V78H151V77H149V76H147V75H145L144 77H143V79H141L140 78V76H143V74L145 73H142L143 72V70L145 69H148V68H150V69H152L153 67L151 66V67H149V66H147L148 64V62L146 61L145 63H141L142 64V68H140V66L138 65V63L136 64V62H134V64H135V66H134V68H128L129 69V72L127 73V72H125V70H123L122 68H123V63H122V61L121 60H119V59H117L116 58V56L115 55H113V56H108L107 55ZM124 57V56H123ZM130 57H133V56H130ZM135 57V58H136ZM161 57V56H160ZM172 57H174L173 55H172ZM63 58V57H62ZM70 58V57H69ZM66 55L64 56V60L65 61H68V59H69ZM73 58V57H72ZM83 58H85L84 56H83ZM97 57L96 56H94L93 58H90V62H92V61H94L95 59H96ZM103 59L105 58V57H102ZM134 58V57H133ZM133 58H132V61H133ZM140 58V57H139ZM152 57H150V59H151ZM245 58H246V56H245ZM259 58V59H260ZM143 59V60H142ZM149 59V60H150ZM155 58H153L152 59V63H154V60ZM251 59H253V58H251ZM106 60H107V58H106ZM173 60V59H172ZM175 60V59H174ZM173 60V61H174ZM71 61V60H70ZM109 60H107V62H108ZM125 61H126V59H125ZM130 61H131V59H130ZM136 61V60H135ZM139 61V60H138ZM151 61V60H150ZM156 61H157V59H156ZM164 61V60H163ZM251 61H253V60H251ZM261 61H263V60H261ZM98 62V61H97ZM107 62H103L102 63V65H103V67H105V68H107V69H110V65L109 64H107ZM159 63H161L162 64V62H160V61H158ZM176 62V61H175ZM247 62V61H246ZM250 62V61H249ZM248 62V63H249ZM150 63V62H149ZM165 63V62H164ZM174 63V62H173ZM253 63V62H252ZM263 63V62H262ZM62 64V63H61ZM91 64V63H90ZM95 64V63H94ZM127 64H129V61H128V63ZM131 64V63H130ZM158 64V63H157ZM168 64V63H167ZM150 65V64H149ZM154 65V64H153ZM155 65H156V63H155ZM160 65V64H159ZM158 65V66H159ZM163 65V64H162ZM171 65L174 67V68H172L171 67ZM239 65H240V63H239ZM253 65H255V62L253 63ZM71 66V65H70ZM82 66V65H81ZM89 66V65H88ZM91 66L93 67L94 65L93 64H91ZM161 66V65H160ZM248 66V65H247ZM252 66V65H251ZM256 66V65H255ZM59 67H62V66H59ZM95 67V66H94ZM131 67H133V66H131ZM157 67V66H156ZM162 67H165L164 65L162 66ZM161 67V68H162ZM242 67V66H241ZM243 67H245L246 68V66L244 65ZM259 67V66H258ZM157 68H160V67H157ZM238 68V67H237ZM248 68V70L251 68H249V66L247 67ZM61 69V68H60ZM93 69V68H92ZM115 69H117V67L115 68ZM154 69V68H153ZM163 69V68H162ZM165 69V68H164ZM163 69V72L165 71ZM94 70L95 71H97V72H103V68H97V67H95L94 68ZM155 70V69H154ZM167 70V69H166ZM174 70V71H173ZM236 70V69H235ZM245 70V69H244ZM243 70V71H244ZM251 70H252V68H251ZM254 70V69H253ZM251 71V73H253L254 71ZM259 70V69H258ZM60 71V70H59ZM61 71H64V69L63 70H61ZM87 71V72H86ZM114 71V70H113ZM114 72H116V71H114ZM163 72H160L161 73V75H162V77L164 78V77H168L170 74H164ZM168 72H171V70L170 69H168ZM250 72V71H249ZM255 72H257V71H255ZM261 72V71H260ZM35 73V72H34ZM49 73V72H48ZM59 73V72H58ZM94 73V74H93ZM165 73H167V72H165ZM110 74V73H109ZM257 74V73H256ZM258 74H259V71H258ZM258 74H257V76H258ZM2 75V74H1ZM32 75H34V74H32ZM60 75V74H59ZM252 75V74H251ZM151 76V75H150ZM242 76V75H241ZM250 76V75H249ZM254 76V75H253ZM260 76V75H259ZM258 76V77H259ZM261 76H263L262 74H261ZM35 77V76H34ZM45 77H47V76H45ZM109 77V76H108ZM107 77V78H108ZM111 77V76H110ZM257 77V78H258ZM103 78V77H102ZM145 78V79H144ZM162 78V79H163ZM261 78V77H260ZM244 79V78H243ZM264 78L262 77V80H263ZM32 80H33V78H32ZM35 80V79H34ZM103 80V81H102ZM110 80H111V78H110ZM110 80H108V81H110ZM259 80V79H258ZM105 81V82H104ZM259 81H261V80H259ZM264 81V80H263ZM113 83L112 84H114V81H112ZM118 82V81H117ZM159 82H161L162 84H164L165 82L162 80H160ZM227 82V83H228ZM231 82V81H230ZM118 83H120L121 84V82L119 81ZM243 83H244V81H243ZM264 84V83H263ZM62 85V84H61ZM245 85H246V83H245ZM244 85V87H246ZM65 86V88L66 89H68L69 87L67 86V85H64ZM110 86V85H109ZM114 86V85H113ZM120 86H122V85H120ZM239 86V85H238ZM250 86V85H249ZM112 87V86H111ZM164 87V86H163ZM247 87H248V85H247ZM246 87V88H247ZM256 87V86H255ZM116 87H114V89H115ZM170 88V87H169ZM240 88V87H239ZM245 88V89H246ZM253 88V87H252ZM105 90V92H104V90ZM160 89V88H159ZM244 89V90H245ZM79 90H81L82 92L81 93H79L78 91ZM94 90H98V93H95L94 92ZM241 90H243V89H241ZM244 90H243V92H244ZM36 91V90H35ZM34 91V93H36ZM246 91V94H247V92H248V90H245ZM37 92V93H38ZM101 92H102V94H101ZM231 92V91H230ZM261 92V90L260 91H258V93H260ZM32 93H33V91H32ZM234 93H236V92H234ZM241 93V92H240ZM250 93V92H249ZM248 93V94H249ZM251 93H253V92H251ZM245 94V93H244ZM254 94V93H253ZM262 94V93H261ZM46 94H44V96H45ZM66 95V94H65ZM100 95H102V96H100ZM126 95V94H125ZM240 96H242L241 94H239ZM43 96V99H47V96L46 97H44ZM112 96H113V98H112ZM123 96V95H122ZM234 96V95H233ZM251 96V95H250ZM249 96V97H250ZM253 96V95H252ZM252 96H251V98H252ZM257 96H260L259 94L257 95ZM262 96V95H261ZM59 97V96H58ZM58 97H56L55 96V98H57L58 99ZM190 97V96H189ZM235 97V96H234ZM245 97V96H244ZM256 97V96H255ZM77 98V99H78ZM117 98V97H116ZM122 98V97H121ZM236 98H237V96H236ZM70 99V100H69ZM106 99H107V102H106ZM233 99V98H232ZM249 99V98H248ZM248 99H247V101H248ZM258 99H259V97H258ZM73 100V101H72ZM213 100L214 101H216V103L215 104H218V108L216 109L215 108V106H214V104H212V102H213ZM239 100V103H240V101H241V98H239L238 99ZM257 100V99H256ZM76 101V100H75ZM93 101H98L99 103H95V102H93ZM232 101V100H231ZM246 101V102H247ZM253 101V100H252ZM257 101H259V100H257ZM256 101V102H257ZM112 103L113 102V105L114 104H116L115 106H108L109 108H107V104L106 103ZM233 102H238L237 100L236 101H233ZM243 102V101H242ZM251 102V100H249V103ZM256 102H254V103H256ZM77 103V104H76ZM231 103V102H230ZM239 103H237L238 105H239ZM248 103V104H249ZM196 104V103H195ZM195 104H194V106H195ZM233 104V103H232ZM231 104V105H232ZM237 104H235V105H237ZM253 104V103H252ZM20 105V104H19ZM38 105L40 106L39 107V111H38V109H37V107H38ZM112 105V104H111ZM121 105H122V103H121ZM219 105H220V107H219ZM241 105V104H240ZM246 105V104H245ZM22 106V105H21ZM230 106V105H229ZM241 106H244V105H241ZM48 107V108H47ZM201 107V106H200ZM235 107L236 106H233V108L235 109ZM247 107V106H246ZM248 108V107H247ZM30 109V108H29ZM236 109H237V107H236ZM246 109V108H245ZM253 109V108H252ZM251 109V110H252ZM250 110V111H251ZM202 111V110H201ZM137 112H139V113H141V114H148V115H152L153 117H154V125L156 126V129H157V132L158 133H156V134H161V136H153L152 138H148V137H145V136H143V135H141V133H140V131H139V127H145V125L141 122V121H137L138 122V125H139V127H136L137 125H136V120H140V118H138L137 117ZM211 112V111H210ZM236 112H237V110H236ZM252 112V111H251ZM23 113V112H22ZM132 113H134L133 115H134V117H131V115H132ZM196 113V112H195ZM260 113V112H259ZM25 114V113H24ZM54 114V115H55ZM239 114H241V113H239ZM245 114H246V112H245ZM244 114V115H245ZM248 114V113H247ZM57 115H56V118H57ZM44 116V117H45ZM46 116V117H47ZM66 116V117H67ZM82 116H84V117H82ZM243 116V115H242ZM48 117V118H49ZM244 117V116H243ZM246 118V117H245ZM250 118V120H251V117H249ZM50 119V118H49ZM58 119V118H57ZM76 119V120H75ZM95 119H97V120H95ZM53 120V119H52ZM65 120V119H64ZM74 120L75 121H77V122H74ZM249 120V121H250ZM157 122V123H156ZM260 122V121H259ZM257 123H258V121H257ZM117 124H119V128H120V126L122 127V128H124V132L122 131L123 129L122 128H120V129H118V128H115L116 127V125ZM186 124V125H185ZM100 125H106V127L108 126V129H109V131H103V130H105V128L104 129H102L103 128V126H100ZM136 125V126H135ZM165 125H167V126H165ZM59 126V125H58ZM196 127V126H195ZM209 127H210V125H209ZM147 129V128H146ZM259 130V129H258ZM261 130H263L262 128H261ZM153 131V130H152ZM242 131V130H241ZM79 132V131H78ZM102 133V135H103V137H100V135H101V133ZM263 133H261V136H262V138H264V131H262ZM145 133V132H144ZM155 133V132H154ZM143 134V133H142ZM146 134V133H145ZM144 134V135H145ZM260 134V133H259ZM148 136V135H147ZM152 136V135H151ZM35 137L37 138V139H39V135L38 134H35ZM83 137V136H82ZM212 137V136H211ZM259 137V136H258ZM227 142V141H226ZM114 143V142H113ZM264 143V142H263ZM97 144V143H96ZM112 144V143H111ZM118 145V144H117ZM37 146H39V145H37ZM96 146V145H95ZM131 146V145H130ZM167 146V145H166ZM249 146V145H248ZM41 147V146H40ZM34 148H36V145L34 146ZM109 148V147H108ZM119 149V148H118ZM213 149H215V150H213ZM238 149V148H237ZM254 149H256V147L254 148ZM96 150V149H95ZM98 150V149H97ZM256 150H259V148L257 147V149ZM148 151H150V152H153L154 151V149L153 148H149V150ZM112 153V152H111ZM143 153V152H142ZM181 153V152H180ZM105 154H109V153H104V155ZM131 154V153H130ZM104 155L102 156L101 155V153H100V158L101 159H104ZM117 156V155H116ZM131 156V155H130ZM132 156L133 157H136L135 155H134V153L132 154ZM174 156V155H173ZM176 156V155H175ZM260 155H258L257 156V160L258 159H262V157L260 156ZM98 157H99V155H98ZM103 157V158H102ZM108 157V161L110 160V158H109V156H107ZM169 157V156H168ZM105 158H106V156H105ZM264 158V157H263ZM158 159V158H157ZM164 159V158H163ZM167 159V158H166ZM166 159H164V160H166ZM178 159V158H177ZM86 160V159H85ZM129 160V159H128ZM141 160V159H140ZM179 160V159H178ZM256 160V161H257ZM100 161H102V160H100ZM100 161H98L97 163L98 164H96V162H95V165H97L94 169V171L92 172V173H96L95 175H93L92 173V175H90V177H89V180H92V179H94V181H93V183L91 184V183H89V184H86V186L84 187L86 190L84 191L86 194H88V192L87 191H91L90 192V194H88V196H90V198L92 197H94V195L95 194H97L98 192H100V191H104V193L106 194V195H108L109 194V197H110V189L112 190V188H113V185H116L117 183H114V182H112V181H115V180H118V178H119V174H117V173H115V174H113V172L112 173H106V170H104L105 169V167H106V162L105 163H102V162H100ZM141 161H143L142 163H144V173H147V172H154V171H158L159 173H164V172H162V171H160L161 169H155L151 164L149 165V163L147 164V163H145L144 162V159L143 160H141ZM153 161H154V158H153ZM152 161V162H153ZM184 161V162H185ZM63 162V161H62ZM84 162V161H83ZM164 162V161H163ZM183 162V163H184ZM2 163V162H1ZM0 163V164H1ZM64 163V162H63ZM117 163V162H116ZM187 163H186V165H187ZM82 164V163H81ZM83 164H85V163H83ZM141 164V163H140ZM154 164V163H153ZM166 167H167V170H165V172L167 171L168 172V175H170L169 173V171H168V169H171L170 171H171V174H172V172H175L176 174L174 175V173L172 174V178L174 177L175 178V181H176V183L174 184L175 186H176V188L177 189H179V190H181V191H183L185 188L189 191V190H191V188H190V185H189V183H187L186 184V186L185 187H183L182 186V184H180L179 182L181 181L182 182V178H183V180L185 179V181H186V178H188V176H190L189 174H187V175H183V176H180V170L178 169V165H180L181 163L180 162H177L176 160H175V158L174 159H170V160H168L166 163ZM185 164V163H184ZM55 165V164H54ZM68 165V164H67ZM94 165V166H95ZM182 165V164H181ZM197 166V168L195 167V166ZM143 166V165H142ZM69 167H70V165H69ZM68 167V168H69ZM108 167V166H107ZM199 167V168H198ZM204 167H205V169H207V170H204V171H206L205 173L206 174H204V171L202 170V169H204ZM71 168H72V166H71ZM71 168H69V171L67 170V173H63V172H61V174L63 173V174H66V176H67V178H65L66 176H64L63 174V176L64 177H61V175L58 173V172H56V171H54L55 173H51L50 175H51V177L53 178V186H55L54 188H57V189H59L60 188V186L62 185V184H65L66 183V181L68 182V181H70V180H66V179H69L68 178V176H70V179H74V180H72L71 182L72 183H74V184H77L76 183V180L77 179H75L74 177H71V175H72V169ZM183 169H188V167H185V168H183ZM154 170V171H153ZM147 171V172H146ZM187 171V170H186ZM76 172V171H75ZM80 172H82V171H80ZM156 173V174H154V173H151L153 176H150V177H147V178H145L146 180V182H148V178H149V182H148V185L146 186V185H144V186H146V189H148V188H151V187H153L154 185H156V186H158L159 185V182H157L160 178H161V176H162V174H160V175H158L159 173ZM103 173V174H102ZM185 173H192V172H185ZM47 174V173H46ZM82 174V173H81ZM106 174V175H105ZM167 174V173H166ZM80 175V174H79ZM101 175V176H100ZM182 175V174H181ZM213 175H212V177H213ZM40 176L43 178V175L42 174H40ZM73 176V175H72ZM158 176H160V177H158ZM101 177V178H100ZM144 177V176H143ZM155 177H157L156 179H155ZM167 176H165V178H166ZM100 178V179H99ZM138 178V177H137ZM153 178H154V180H153ZM162 178H164V176L162 177ZM98 179V180H97ZM66 180V181H65ZM122 180V179H121ZM136 180V179H135ZM134 180V181H135ZM74 181V182H73ZM83 181V182H82ZM81 182H82V184H84V180H82ZM88 181V180H87ZM97 181V182H96ZM145 181L143 182V183H145ZM101 182V183H100ZM184 182V181H183ZM182 182V183H183ZM225 182V183H226ZM51 183H52V181H51ZM85 183H87V182H85ZM101 185H100V184ZM103 183V184H102ZM134 183V182H133ZM196 183V182H195ZM145 184H147V183H145ZM224 184V183H223ZM73 185V184H72ZM88 185V186H87ZM120 185V184H119ZM166 185H167V183H166ZM209 185V186H210ZM226 185V184H225ZM247 185H246V187L244 186V185H240L241 187H245V188H247ZM31 186V185H30ZM57 186V187H56ZM133 186V185H132ZM140 186V185H139ZM32 187V186H31ZM44 187V186H43ZM52 187V186H51ZM112 187V188H111ZM137 187V186H136ZM208 187V186H207ZM256 187V186H255ZM35 187L33 186V189H28V188H26V189H24L25 191H26V194L28 195V197L29 198H31V201H30V203H28L27 204V206L26 207H24L23 208V206H17L16 208H18L19 210L20 209H22V212H21V215H20V220H21V222H25V224H27V226H28V229L27 230H32V231H34V230H37V229H40L41 228V226L43 227V225H45V224H47V225H56V226H58V225H60L61 223H63V222H61V221H63V220H65L66 219V216L67 217H71V218H73L74 219V221H71L70 223L71 224H73V223H75V222H77L79 225H80V227L81 228H83V227H86V228H90V224L89 223H85L84 222V219L82 218L83 216L82 215H84L83 213H81V216H77L78 214H75L74 212H72L69 208H67V209H64L63 208V206L62 205H60V206H58V203H57V201H56V203L54 202V200L52 201L51 199V196L48 194V193H45L44 192V190L42 189V187H37L36 189H34ZM81 188H82V186H81ZM132 188V187H131ZM133 188H135V183H134V187ZM205 188V187H204ZM234 188V187H233ZM22 189V188H21ZM114 189V188H113ZM137 189V188H136ZM135 189V190H136ZM224 189H227V188H225V187H223V188H221V187H218V191H223ZM83 190V189H82ZM81 190V191H82ZM134 190V191H135ZM159 190V189H158ZM204 190V189H203ZM109 191V192H108ZM116 191V190H115ZM137 191V190H136ZM106 192H108V193H106ZM113 193V192H112ZM111 193V194H112ZM171 193V192H170ZM104 194V195H105ZM175 194H177V192L175 191L174 192V195ZM197 194H198V192H197ZM101 195H103V193L101 194L100 193V196ZM112 195H114V194H112ZM199 195H204V196H206V194H203L202 193V191L200 192V194ZM97 196V195H96ZM99 196V197H100ZM230 196V195H229ZM228 196V197H229ZM232 196V195H231ZM230 196V197H231ZM238 196V195H237ZM99 197H97V199L99 198ZM172 197V196H171ZM170 197V198H171ZM197 197H199V196H197ZM201 197V196H200ZM228 197H221L222 198V200L224 201V202H229L230 201V198H228ZM94 198H96V197H94ZM113 198V197H112ZM220 198V197H219ZM218 198V199H219ZM233 198V197H232ZM103 199V198H102ZM137 199V198H136ZM176 199H178V198H176ZM4 201L5 200V193L3 192V190H0V206L2 205V201ZM89 200V199H88ZM105 200V199H104ZM174 200V199H173ZM87 201V200H86ZM90 201V200H89ZM89 201H87V202H89ZM91 201H93V200H91ZM101 201V200H100ZM106 201V200H105ZM115 201V200H114ZM137 201H138V199H137ZM177 201V200H176ZM223 201H221V202H223ZM86 202V203H87ZM217 202H218V200H217ZM101 203V202H100ZM99 203V206H101V204ZM197 203H199V200H198V202ZM216 203V202H215ZM97 204V203H96ZM114 204V203H113ZM139 204V203H138ZM221 204V203H220ZM223 204V203H222ZM115 205V204H114ZM119 205V204H118ZM122 205H126V202H123L122 203ZM128 205V204H127ZM180 205V204H179ZM224 205V204H223ZM107 206V205H106ZM137 206V205H136ZM104 207V206H103ZM115 207H116V205H115ZM127 207H129V206H127ZM211 207V206H210ZM234 207V206H233ZM118 208H119V206H118ZM117 208V209H118ZM212 210H214V211H212V212H216V211H222L223 209H226V208H228L229 209V206L228 205H224L223 207H216L215 205H214V207H213V205H212ZM230 208H232L231 206H230ZM233 209V208H232ZM137 210V209H136ZM79 212H81V211H79ZM79 212H77V213H79ZM80 214V213H79ZM214 214V213H213ZM235 214H236V212H235ZM69 215V216H68ZM61 217V218H60ZM85 217V216H84ZM210 217H212V216H210ZM67 219H69V218H67ZM83 219V220H82ZM219 219V218H218ZM231 219V218H230ZM242 220L244 219L243 217L241 218ZM19 220V219H18ZM245 220V219H244ZM225 221V220H224ZM73 222V223H72ZM208 222H210V221H208ZM69 224V223H68ZM85 224H87V225H85ZM48 226V227H49ZM66 226V225H65ZM73 226V225H72ZM76 226V225H75ZM109 226V225H108ZM124 227H126V224L124 225ZM127 228V227H126ZM130 229H131V227H129ZM65 229V228H64ZM88 230H90V229H88ZM130 231H132V229L130 230ZM76 232V231H75ZM79 232V231H78ZM152 232V231H151ZM32 234V233H31ZM30 234V235H31ZM49 234V233H48ZM51 234V233H50ZM39 236V235H38ZM41 236V235H40ZM46 236H47V240L48 241H50L51 242V244L53 245V243L54 244H59V245H69L68 244V242L70 243V242H72V243H74V240H75V237L74 236H72V233L70 232V233H68V232H66V231H61V232H57V234L56 235H53V236H49L48 237V235L46 234ZM76 236H77V232H76ZM85 237V239L87 238V242L88 243H90L89 245H92L91 243H94V245H95V251L96 252H98V254L99 253H103V250L101 249V247L99 246L98 247V245H97V242L98 241H100V243H103L104 244V239L102 238V236L101 237H93V240H91V238L92 237H89L88 236V234L87 233H82V232H79V234H78V236L76 237V239L77 238H80V237ZM36 237V236H35ZM83 237V238H84ZM141 237V236H140ZM30 238V237H29ZM37 238V237H36ZM35 238V239H36ZM43 238V237H42ZM142 238V237H141ZM34 239V240H35ZM45 239V238H44ZM144 239V238H143ZM33 240V241H34ZM46 240V239H45ZM80 240V239H79ZM37 241V240H36ZM76 241H78V239L76 240ZM81 241L82 240H80V243H81ZM142 241V240H141ZM44 242V241H43ZM86 242V243H87ZM78 243V242H77ZM99 243V244H100ZM75 244V243H74ZM93 245V246H94ZM72 246V245H71ZM76 246V245H75ZM90 247V246H89ZM93 249H94V247H92ZM94 251V252H95ZM95 252V253H96ZM93 253V252H92ZM97 256V255H96ZM86 257V256H85ZM87 257H89L90 258V256L89 255H87ZM86 257V258H87ZM85 258V259H86ZM88 258V259H89ZM99 258H101V257H99ZM98 259V258H97Z\"/></svg>",
    "mask_w": 264,
    "mask_h": 264
}]
</instances>
